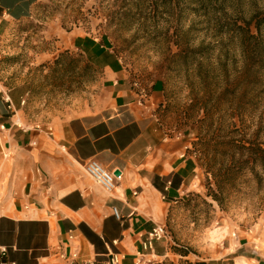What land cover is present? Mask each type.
Wrapping results in <instances>:
<instances>
[{
    "label": "rangeland",
    "instance_id": "rangeland-1",
    "mask_svg": "<svg viewBox=\"0 0 264 264\" xmlns=\"http://www.w3.org/2000/svg\"><path fill=\"white\" fill-rule=\"evenodd\" d=\"M259 2L264 19V0ZM249 4L243 1L233 22L251 18ZM117 10V0H38L31 19L3 26L0 85L9 96L22 94L21 126L49 132L57 119L105 106L115 91L131 92L140 108L154 109L164 136L189 144L199 168L193 191L169 209L165 237L156 244L159 257L140 264H264V192L250 178L241 191L240 180L220 208L207 197L198 163L201 141L214 136L240 144L264 141V48L248 56L229 38L219 42L197 19L190 34L173 35L189 46L176 57L180 50L159 46L158 36L131 32L118 40ZM192 19H185L187 29ZM66 51L70 55L55 67ZM84 58L102 73H87ZM173 247L190 250L189 257L175 255Z\"/></svg>",
    "mask_w": 264,
    "mask_h": 264
},
{
    "label": "crops",
    "instance_id": "crops-1",
    "mask_svg": "<svg viewBox=\"0 0 264 264\" xmlns=\"http://www.w3.org/2000/svg\"><path fill=\"white\" fill-rule=\"evenodd\" d=\"M37 2L0 0V30L31 19ZM17 94L6 103L0 85V264H65L60 253H76L77 264L107 262L111 253L136 264L148 235L199 178L189 144L164 136L154 109L126 90L55 120L49 132L18 124ZM92 160L122 175L113 192L86 174ZM156 244L147 257H159Z\"/></svg>",
    "mask_w": 264,
    "mask_h": 264
},
{
    "label": "trees",
    "instance_id": "trees-1",
    "mask_svg": "<svg viewBox=\"0 0 264 264\" xmlns=\"http://www.w3.org/2000/svg\"><path fill=\"white\" fill-rule=\"evenodd\" d=\"M245 0H117V17L114 25L117 30V38L121 40L124 35L134 32L135 35H146L161 37L159 46L165 49L176 47L181 52L188 48V43L174 40L176 36L188 35L193 25L199 22L201 28H206L224 42L227 38L233 44L241 46V50L248 56L261 53L264 48V19L260 18L262 7L260 0H247L250 2L249 9L251 18L243 21L244 25L237 20L233 22L234 14ZM193 18L187 29L185 19ZM230 22L225 26L222 21ZM227 28V31H224ZM219 32H222L220 36ZM236 35V36H232ZM218 42V41H217ZM70 52L66 51L55 60L54 66H61V62L68 57ZM249 58V57H247ZM85 71L93 70L100 72L92 62L85 59ZM102 73V71H101ZM86 74V73H85ZM86 77V75H84ZM159 104L157 113L163 108ZM203 151L198 163L205 170L207 177V197L217 203L220 208L224 204V196L234 188L241 180V191L244 188L245 180L250 178L255 182L257 190L264 192V141H241V144L234 139L226 141L212 137L207 141H201ZM194 147L197 143L192 144ZM187 153H191L189 149ZM192 196V195H189ZM180 201V200H178ZM177 201V202H178ZM172 252L187 259L190 250L183 251L180 247H173ZM95 264H103L102 261ZM159 264H176L165 261ZM178 264H207L205 262L193 263L189 260L180 261Z\"/></svg>",
    "mask_w": 264,
    "mask_h": 264
},
{
    "label": "built area",
    "instance_id": "built-area-1",
    "mask_svg": "<svg viewBox=\"0 0 264 264\" xmlns=\"http://www.w3.org/2000/svg\"><path fill=\"white\" fill-rule=\"evenodd\" d=\"M1 36L0 31V39ZM6 103L12 105L10 98H6ZM1 129L4 130V126H1ZM84 169L89 177H91L109 193L113 192L122 181V175L116 176L115 172L107 171L95 160L89 161L85 165ZM114 214L117 218H119V214L116 209H114ZM165 233L164 227H157L148 235L147 240L142 245V252L139 254V259L136 264H140L141 261L147 257L148 253H152V255L154 254L155 244L160 242L165 237ZM58 258H60V260L65 264H77L78 255L76 253H60ZM107 264H122V260L118 255L111 253Z\"/></svg>",
    "mask_w": 264,
    "mask_h": 264
},
{
    "label": "bare ground",
    "instance_id": "bare-ground-1",
    "mask_svg": "<svg viewBox=\"0 0 264 264\" xmlns=\"http://www.w3.org/2000/svg\"><path fill=\"white\" fill-rule=\"evenodd\" d=\"M6 98H10V96L9 97H6ZM11 100V99H10ZM22 103H25L24 101H22ZM18 124H20V122L18 121ZM153 232V231H152ZM151 232V233H152ZM143 245V244H142ZM113 254H115V253H113ZM116 255H118V254H116ZM119 256V255H118ZM120 257V256H119ZM120 259H121V257H120ZM109 260V259H108ZM108 260H107V262H106V264L108 263Z\"/></svg>",
    "mask_w": 264,
    "mask_h": 264
},
{
    "label": "water",
    "instance_id": "water-1",
    "mask_svg": "<svg viewBox=\"0 0 264 264\" xmlns=\"http://www.w3.org/2000/svg\"><path fill=\"white\" fill-rule=\"evenodd\" d=\"M115 175H116V176H120V172H119V171L116 172Z\"/></svg>",
    "mask_w": 264,
    "mask_h": 264
}]
</instances>
